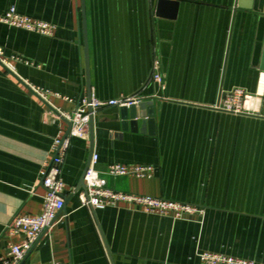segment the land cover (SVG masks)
I'll return each instance as SVG.
<instances>
[{"label":"crops","instance_id":"0c3cea01","mask_svg":"<svg viewBox=\"0 0 264 264\" xmlns=\"http://www.w3.org/2000/svg\"><path fill=\"white\" fill-rule=\"evenodd\" d=\"M9 9L53 29L0 23V261L24 241L12 221L42 213L63 117L129 98L70 140L64 207L20 264H202L210 252L264 264V0H0ZM90 168L106 189L203 214L82 206Z\"/></svg>","mask_w":264,"mask_h":264},{"label":"built area","instance_id":"2783aa9c","mask_svg":"<svg viewBox=\"0 0 264 264\" xmlns=\"http://www.w3.org/2000/svg\"><path fill=\"white\" fill-rule=\"evenodd\" d=\"M0 23L10 25L15 28L25 29L29 32L51 36V26L32 21L17 14L14 9H9L5 14L0 15ZM3 51L0 49V64H5L1 60ZM155 80L161 82L159 75L155 74ZM241 94V93H240ZM247 97L246 95L244 96ZM138 103L136 99L122 98V100H108L100 102L95 99L81 102L73 113L63 118L69 122L70 131L65 136H58L53 142L55 155L48 170L42 173V184L45 188L43 210L40 216H18L9 225L8 230L12 233H20L24 236V241L20 244L9 245L7 256L1 259L0 264H20L32 246L37 242L44 230L49 229L57 219L65 204L63 197L64 186L60 179L63 161L69 149V142L73 137L86 138L91 117L95 111L108 107L133 106ZM109 174L115 176L133 175L141 178L151 169L148 167H121L110 166ZM85 188L79 195L81 205L92 209H105L119 203H128L142 208L144 211L157 214H173L175 218H183L195 213L202 215L203 211L196 207H189L180 203H173L162 199H154L147 196H136L131 194H121L110 189H106L104 181L99 179L96 172L90 168L84 176ZM202 264H257L250 260H240L231 256H224L217 253H200Z\"/></svg>","mask_w":264,"mask_h":264},{"label":"water","instance_id":"95a60500","mask_svg":"<svg viewBox=\"0 0 264 264\" xmlns=\"http://www.w3.org/2000/svg\"><path fill=\"white\" fill-rule=\"evenodd\" d=\"M262 57H263V59H262V64H263L262 68L264 69V48H263V54H262ZM90 125H91V120H90Z\"/></svg>","mask_w":264,"mask_h":264},{"label":"bare ground","instance_id":"6f19581e","mask_svg":"<svg viewBox=\"0 0 264 264\" xmlns=\"http://www.w3.org/2000/svg\"><path fill=\"white\" fill-rule=\"evenodd\" d=\"M250 106V105H249Z\"/></svg>","mask_w":264,"mask_h":264}]
</instances>
